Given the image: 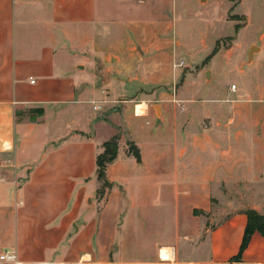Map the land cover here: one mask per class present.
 <instances>
[{"label":"crops","instance_id":"0c3cea01","mask_svg":"<svg viewBox=\"0 0 264 264\" xmlns=\"http://www.w3.org/2000/svg\"><path fill=\"white\" fill-rule=\"evenodd\" d=\"M181 19L177 0H0V254L16 264H264L257 231L230 260L250 207L229 199L218 221L195 213L264 170V141L253 138L249 157L246 127L203 132L190 73L174 93ZM114 135L97 198L96 157ZM204 145L224 170L216 192L210 165L196 169ZM172 188L187 204L170 225Z\"/></svg>","mask_w":264,"mask_h":264},{"label":"rangeland","instance_id":"374dc122","mask_svg":"<svg viewBox=\"0 0 264 264\" xmlns=\"http://www.w3.org/2000/svg\"><path fill=\"white\" fill-rule=\"evenodd\" d=\"M177 4L182 19L180 24L176 22L179 28L173 31L172 45L175 52L181 54L177 56L187 66L176 69L172 74L174 93L183 78L190 73L191 91L197 100L196 109L203 132L210 129L212 135L215 129L228 124L237 125V128L246 127L247 134L240 140L244 147H248L250 157V152L257 145V140L253 138L259 136L264 141V0H177ZM175 39L179 42L178 46L175 45ZM252 45L257 46L258 50L249 59L248 49ZM187 52L194 55H188ZM168 53L173 55L171 49ZM152 104L159 116V102L154 100L150 102V106ZM85 106L89 109V105ZM183 106L187 107L185 103H177L176 112L182 114L180 112L185 111ZM205 110H209V113ZM92 112L99 113L100 109ZM157 123L158 120H154V124ZM106 130L102 128L103 132ZM197 157L198 172L199 169L206 171V167L210 165L209 172L215 177L211 181L212 191L216 192V178L224 173L223 168L217 166L219 155L208 152L204 145ZM243 167L244 164L239 163L238 170L241 171ZM263 171L260 174L253 171L256 178L253 176L247 187L242 186L236 191L240 194L234 193L232 197L226 194L213 195L211 210L204 213L196 209L195 213L203 215L205 219L215 210L225 207L229 199L250 207L248 209L259 206L264 212ZM99 187L105 191L109 184L105 186L101 183ZM173 191L172 188L168 202L170 225L175 221V205L187 204L186 197L177 196ZM98 196L97 192L96 197ZM215 213L212 215L215 221L226 215L221 209ZM183 215L180 214L181 217Z\"/></svg>","mask_w":264,"mask_h":264},{"label":"trees","instance_id":"16d2710c","mask_svg":"<svg viewBox=\"0 0 264 264\" xmlns=\"http://www.w3.org/2000/svg\"><path fill=\"white\" fill-rule=\"evenodd\" d=\"M102 147V152H100L96 157V176L102 185L108 186V181L105 176V168L107 164L111 163L116 157L118 136L114 135L110 139L104 141ZM127 150L136 158L137 161H140L139 149L133 142H127ZM102 191V187L97 189L99 194H101ZM244 213L246 215V224L244 227L243 236L237 254L230 259L231 261L241 260L242 252L247 247L251 235L254 232L257 231L264 236V213H259L255 209H246Z\"/></svg>","mask_w":264,"mask_h":264},{"label":"built area","instance_id":"2783aa9c","mask_svg":"<svg viewBox=\"0 0 264 264\" xmlns=\"http://www.w3.org/2000/svg\"><path fill=\"white\" fill-rule=\"evenodd\" d=\"M184 64L183 60L178 61L177 63H175L176 67H182ZM99 105H94L93 108L94 109H99ZM183 108V107H182ZM0 261L2 262H6V263H17L16 258H15V254L11 251L5 250L0 254Z\"/></svg>","mask_w":264,"mask_h":264},{"label":"water","instance_id":"95a60500","mask_svg":"<svg viewBox=\"0 0 264 264\" xmlns=\"http://www.w3.org/2000/svg\"><path fill=\"white\" fill-rule=\"evenodd\" d=\"M255 50H258V47L257 46L252 45V46L249 47V49H248V57H249V59H252L253 58V55H254V51Z\"/></svg>","mask_w":264,"mask_h":264},{"label":"bare ground","instance_id":"6f19581e","mask_svg":"<svg viewBox=\"0 0 264 264\" xmlns=\"http://www.w3.org/2000/svg\"><path fill=\"white\" fill-rule=\"evenodd\" d=\"M233 87H235V86H233Z\"/></svg>","mask_w":264,"mask_h":264}]
</instances>
